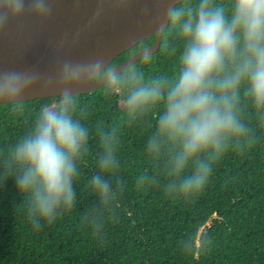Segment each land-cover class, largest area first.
<instances>
[{
	"label": "clouds",
	"instance_id": "9594fccd",
	"mask_svg": "<svg viewBox=\"0 0 264 264\" xmlns=\"http://www.w3.org/2000/svg\"><path fill=\"white\" fill-rule=\"evenodd\" d=\"M50 4L0 0V30L24 16L46 19ZM161 31L174 37L172 73L149 75L137 65L104 72L99 60L65 63L55 106H41L27 129L0 149V189L11 183L34 230L78 205L77 181L90 155L91 199L80 223L103 246L120 219L128 189L120 123L85 122L69 91L74 83L103 73L104 94L119 97L125 127L152 121L143 144L149 166L136 177L137 190L156 187L190 201L226 155L246 152L264 135V0H172ZM37 83L30 71L0 72V101H17Z\"/></svg>",
	"mask_w": 264,
	"mask_h": 264
},
{
	"label": "trees",
	"instance_id": "16d2710c",
	"mask_svg": "<svg viewBox=\"0 0 264 264\" xmlns=\"http://www.w3.org/2000/svg\"><path fill=\"white\" fill-rule=\"evenodd\" d=\"M155 42L156 36L140 42L104 72ZM173 42L172 34L164 32L159 50L133 65L149 75L172 73ZM102 77L100 73L94 80ZM103 89L74 96L85 122L120 123V155L128 189L119 221L109 226L103 246L80 223L91 199L87 190L93 171L91 155L77 181L78 205L39 231L27 221L23 198L9 183L0 189V264H264V135L246 152L226 155L207 186L190 201L169 198L156 187L137 190L134 181L149 166L143 144L152 121L125 127L119 97L106 96ZM58 99L1 103L0 149L27 129L41 106H55Z\"/></svg>",
	"mask_w": 264,
	"mask_h": 264
},
{
	"label": "water",
	"instance_id": "95a60500",
	"mask_svg": "<svg viewBox=\"0 0 264 264\" xmlns=\"http://www.w3.org/2000/svg\"><path fill=\"white\" fill-rule=\"evenodd\" d=\"M171 4L172 0H126L123 6L115 0H51L46 19L24 16L10 21L0 30V72L30 71L38 83L21 99L0 104L59 97L63 91L57 82L59 69L65 63L88 65L99 60L105 71L122 53L152 36H156L152 46L110 70L123 71L155 54ZM94 78L74 83L69 91L73 95L93 93L104 86L103 77ZM44 81L47 87H41Z\"/></svg>",
	"mask_w": 264,
	"mask_h": 264
},
{
	"label": "rangeland",
	"instance_id": "374dc122",
	"mask_svg": "<svg viewBox=\"0 0 264 264\" xmlns=\"http://www.w3.org/2000/svg\"><path fill=\"white\" fill-rule=\"evenodd\" d=\"M212 222H210L208 225H211Z\"/></svg>",
	"mask_w": 264,
	"mask_h": 264
}]
</instances>
